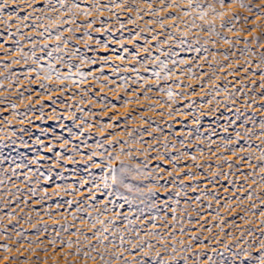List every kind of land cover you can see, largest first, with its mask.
<instances>
[{
	"label": "snow or ice",
	"instance_id": "6c2138e0",
	"mask_svg": "<svg viewBox=\"0 0 264 264\" xmlns=\"http://www.w3.org/2000/svg\"><path fill=\"white\" fill-rule=\"evenodd\" d=\"M9 8L11 11H7ZM117 8L120 12L130 14L124 22H121L120 12L114 11ZM105 11L119 23L121 36L124 35L123 30L126 24L137 25V21L144 20L146 16L154 19L145 20L146 26L143 28L137 26L129 29L131 35L126 40L116 39L114 30L106 26L94 27L98 22L105 24V21L101 19ZM132 13L135 14V18L132 17ZM161 13L164 15L161 16ZM93 16L96 19H92ZM80 17H83V22L80 21ZM258 20H264V0H0V25L3 26L0 28V69L7 73L3 75V80L19 84L23 78L28 82L29 86L23 91L17 88L21 100L26 98L25 92L29 94L28 98L35 93L37 101L42 96L48 97L47 105L40 104L39 119L44 118L45 106H58L61 103L66 109L75 108L82 113L81 117H77L75 111L71 113L72 119L74 121L79 119L80 124L77 125L78 132L70 130L69 132L75 139L80 140L84 137L81 143L91 149L89 152H83L77 145H72L70 149L68 145L72 143L71 140L56 137L62 142V149L56 150L55 145L50 142L46 148L51 155H42L39 160L33 159L31 163L37 165L36 172L29 169V173L25 174L21 181L30 193L29 198L22 200V203L24 207L35 211L38 217L40 211L33 208L30 203L38 194L37 189L31 186L32 176L44 177L46 187L41 189L43 195L35 200V204L44 209L49 219L53 216L49 210L51 205L47 209L44 206L48 200L52 199L49 191L53 190V187L63 188L64 195L73 196L72 200L55 203L57 214L64 215V212L59 211L64 209L74 222L71 225L60 224L59 229H53L55 236L48 241V244L51 247L52 256L56 258V264L60 260L69 264L67 260L69 256L92 260L97 264H189L190 259L193 264H264V194L255 195L258 190L264 193V120L259 122V132H257L254 128L244 127V123L253 125L257 123L252 117H247L240 125L244 128L243 132L236 131L234 137L225 144L219 145L225 151H230L233 159L229 161L224 155H218L216 158L222 163L213 164L211 161L197 162L205 155V147L216 155L210 143L201 147L199 144L192 143L191 133L177 139L178 133L171 131L169 135L172 136V140H170L169 136L163 135L164 130L157 121L144 115L145 112H156L158 116H163L164 113L158 111L155 104L167 107L170 118L177 114L193 115L191 111L185 113L181 108H173L176 97L179 96L183 100L185 95L184 92H174L173 88L191 89V95H196V88L190 84H184L181 77L187 73V78L201 80V76L207 73L201 70V73L197 75L192 67L182 66L188 65L190 61L197 58L207 61L208 55H201V53H208L213 57L221 55L225 61H229L230 57H236L237 60L244 58L243 63L227 75H238L243 71L244 79L247 80L249 75L252 77L253 87L248 91L253 95L245 97L244 106L264 115V31H261L262 26L257 24ZM166 21L172 23L166 24ZM216 21L220 22L219 27ZM152 24L158 25L161 31L157 32L154 27H148ZM249 25L256 26L249 27ZM13 27L15 32L12 31ZM26 29L28 31H25ZM257 31H261V34L253 35ZM93 32L108 38L97 39L93 36ZM145 33H153V35L149 39L147 35H144ZM201 33H204L208 39H204ZM225 33H231L235 39H229ZM244 36L249 38L245 39ZM50 42H55L54 46L50 47ZM253 42H255L256 51L251 48ZM218 43L227 45V49L220 52L216 49ZM127 44L132 45V51H129ZM239 44H243L244 47L238 48ZM80 45H83V49ZM112 45H118V47H112ZM209 45L213 49L211 52ZM26 46L28 51H25ZM173 48L179 51L174 53ZM181 52L189 54L194 52L196 57L189 55L188 60L177 59ZM102 53H111L114 60L129 63L131 66L113 65L108 55H102ZM141 53L144 55L142 56ZM128 57L131 59L129 60ZM74 60L77 62L74 63ZM256 60L259 62L254 63ZM13 64L21 65L24 71H12ZM58 66H62L67 71H62ZM229 66V64L220 65L219 70L224 71ZM105 67L112 68L110 74L105 73ZM141 69L144 74L141 73ZM215 71L213 69L214 73ZM121 72L133 75L121 76ZM152 77L155 78L154 83L150 82ZM3 80H0V89L7 91ZM37 81H39L38 84ZM90 81L91 87H87ZM161 82H164L166 86L162 87ZM197 87L203 91L204 82L201 81ZM73 88L77 91L73 92ZM100 89H108L111 92L123 89L124 93L132 98L125 99L123 96H117L116 102L113 103L99 91ZM257 89H259L258 94H256ZM214 90L217 94L221 91L227 92V88ZM150 92H155L157 96L164 95L166 99H156L147 108L141 105L138 117L137 110L133 109L131 113L120 118L125 124L139 118L147 126L146 128L141 130L137 127L131 131L127 128L123 129L127 132L126 139H115L117 134L109 132L102 139L97 140L94 147L87 143L93 138V134L89 132L85 137V129L97 127L99 132L104 133L105 129L119 128L120 121H112V117L108 116L107 121L86 123L84 117L89 115L95 117L99 113L92 112L91 108L86 112L81 105L99 103L105 111L110 108H127L131 104L139 105L142 99L151 101L152 97L148 95ZM55 93H71V95H61L52 99ZM229 96L231 103H236V100L232 98L235 93H229ZM77 97H79L78 101ZM256 102L260 103L258 109L255 107ZM3 103L4 101L0 100V104ZM216 104L219 105L220 101L217 100ZM187 107L191 110L193 104L189 103ZM11 108L13 115L23 117L19 123L28 120L27 111L17 112L14 103ZM6 110L0 109V113ZM31 110L30 107L28 111ZM53 111H57V107H53ZM28 122L32 123L31 120ZM194 123L198 124L199 121L194 120ZM235 123L236 121H229L230 125ZM0 124L10 129L4 134V139L0 140V147L15 146L17 140L21 141V147H29L23 135L11 140V145L4 143L9 136H16L17 131L25 133L26 130L24 128L12 130V125L2 114H0ZM167 127L170 130L172 125L168 124ZM4 128H0V133H4ZM227 130L225 128L226 132ZM27 131L30 133L31 130ZM253 138L258 140L259 144H254ZM36 139L43 144L39 137ZM199 139L197 136V140ZM189 145L199 153V156L188 150ZM231 145L234 147L230 148ZM69 151L73 154L65 155ZM76 156L83 159L86 165L85 171L91 179H80L74 182L69 191L68 186L55 183L54 175H59L57 168H63L66 172L68 169L65 164L79 163ZM184 157H187L191 164L185 162ZM7 159L8 157L0 156V164ZM41 160L50 161L49 169L53 175L45 177L44 173L39 171ZM126 160L129 162L126 163ZM12 163L15 167L8 170L10 175L6 176L5 170L0 168V190L7 185L8 180H12L13 177L20 178L18 169L27 167L15 160H12ZM225 165L229 169L228 172L223 170ZM244 165H247L250 170H243ZM93 169L98 170L99 176L93 175ZM212 169L215 171H211ZM236 173L243 176V182L238 184L237 180L230 179ZM34 183L39 185V178ZM89 183L91 187H86ZM249 184L255 187H249ZM233 187L235 191L232 190ZM212 188L216 191L209 197L208 192ZM221 190L232 192V198L225 196L222 203L218 198ZM240 192L245 195H238L237 193ZM77 194H80L81 199H75ZM4 195L16 197L17 199L9 200L7 203L16 205L20 211H24L18 203L21 189L9 190ZM53 195L63 200L59 191H53ZM205 199L215 201L217 205L215 216L220 222L213 224V227H219L220 233L235 241L231 245L219 239V234L211 235L213 229L206 227L209 221L205 220V215L212 214L213 204L211 202L207 205L203 204ZM245 200L252 203L250 207L244 209V212L261 217L259 226L255 225L254 221L247 220L246 216L238 211ZM257 200L259 205L256 203ZM236 201L239 203L233 207ZM182 202L184 207H180ZM98 203L102 206L97 207ZM173 203L177 207H172ZM74 204L76 207L73 209ZM221 207L236 215L225 222L220 216ZM178 210L184 213L183 219L177 215ZM14 212L15 208L6 213L9 220L15 218ZM189 212L195 215H189ZM109 213H111L110 217ZM161 213H163L162 218ZM28 219L31 220V216H28ZM169 220L174 224L169 225ZM185 220L194 226L199 225L201 233L206 231L210 235L202 238L201 235L191 234L194 229H185ZM238 220H243L245 225L251 224L253 227L245 228L240 232L239 237L232 232H225L226 224L241 228V225L237 223ZM157 221L160 223L158 224ZM201 221L204 223L202 224ZM77 223L87 225L89 231L86 232L83 228L77 227ZM161 227L166 231H159ZM176 227L179 228V235L187 237V240L176 238L174 231ZM257 228L261 233L259 236L256 235ZM7 231L4 229L0 234L11 240L12 237L7 235ZM40 231L46 234L48 227L45 225L43 229H37L38 238ZM61 233H68L76 239H58ZM16 235L23 237L24 233L16 231ZM153 240L156 242L153 243ZM31 243L29 241V244ZM221 244L222 249L219 247ZM81 246L86 250L82 251ZM65 249L68 251L65 252ZM19 251V247L12 248L8 244L0 243V264H17V258L7 254ZM42 251L45 255L49 254V248H44ZM20 264H27L26 259L20 261ZM44 264L48 262L44 261Z\"/></svg>",
	"mask_w": 264,
	"mask_h": 264
},
{
	"label": "rangeland",
	"instance_id": "374dc122",
	"mask_svg": "<svg viewBox=\"0 0 264 264\" xmlns=\"http://www.w3.org/2000/svg\"><path fill=\"white\" fill-rule=\"evenodd\" d=\"M7 11H11V9L9 8ZM132 17L135 18V14L132 13ZM81 22H83V17L79 18ZM92 19H96L95 16L92 17ZM101 19L105 21V24H101V23H97L96 25H94V27L98 28L99 26L102 27H108L111 30L115 31V38L116 39H127L130 36V31L129 29H133L136 28L137 26H139L140 28L145 27V25L143 23H138L137 25H133L131 28H126L123 30L124 35L121 36V30H120V25L116 22L115 18L113 16H106L104 13L101 16ZM123 20V19H121ZM257 24L261 25V31H264V20H258ZM256 25H249V27H255ZM3 26L0 25V28H2ZM148 27H153L152 25L148 26ZM239 27V26H238ZM13 32H15V27H13L12 29ZM25 31H28L27 29ZM261 31H257L255 33H253V35H260ZM153 33H145L144 35H147L149 37V39L151 38V35ZM229 39H235V37L231 34V33H225ZM67 35V34H66ZM93 36L97 39H107L108 37H104L102 36L100 33L97 32H93ZM243 36V33H242ZM245 39H248L249 37L244 36ZM142 43V42H141ZM155 42H153L154 44ZM55 42H50V47L54 46ZM81 48L83 49V45H80ZM113 46V45H112ZM129 49L132 50V45L131 44H127L126 45ZM95 47V46H94ZM227 45H224L222 43H218L216 45V49L219 50L220 52H223L227 49ZM238 48H243L244 45L243 44H239L237 45ZM251 48L253 51H256V46H255V42H253V44L251 45ZM25 51H28L27 46L25 47ZM211 52V51H210ZM39 54V53H38ZM90 55H94V53H90ZM209 59L213 60V62L215 63V68L217 71H215L214 73V80L217 78V76H219L217 80L223 81V77H225V72L227 69H225L224 71H220V65H224L227 64V62L229 61H233L236 57H230L229 61H225L223 59V56L218 55V56H211L209 55ZM130 60V59H129ZM218 62V63H217ZM259 61L256 60V63H258ZM129 64V63H128ZM12 71H24L23 67L19 64H13L12 65ZM7 74L5 72V70L0 69V80H3V75ZM13 80H15V77H13ZM4 83V88L8 89L7 91H4L3 89H0V100H3L4 103L0 104V109H7L6 111H3L2 114L4 117L7 118V120L10 122V124L12 125V130H18L20 128H24L26 130L25 133H20L19 131L16 132V136H9L8 140H5L4 143L11 145V140L16 139L17 137L23 135L24 140L28 142L29 147H21V141L17 140V143L15 146H9V147H0V156H4V157H8V159L3 163L0 164V168L5 170V175H10V172L8 171L10 168H14L15 164L12 163V160H15L17 163H20L21 165H27V167H22L20 169H18V173H20V178L16 179L15 177H13L12 180H8L7 181V185L0 190V233H3L4 229H7V235L11 236L12 239L8 240L5 238V236L3 234H0V243H5L8 244L9 247L12 248H20L19 252H13V253H9L7 255L9 256H14L17 258V264H20V261H23L26 259L27 264H44V261H47L48 264H56V258H54L51 254V247L48 244V241L50 239H52L55 236V232L53 231V229H59L60 224H73V220L72 217L67 215V212L64 209H60L59 211L64 212V215H58L57 214V209L55 208V203L59 202V203H63L64 200H72L73 196L71 195H64L63 193V188L61 189H55L53 187V190L49 191V195L52 196L51 200H48L47 203L45 204L44 208L47 209L49 205H51V208L49 209L52 213L53 216L51 219L48 218L47 215H45L44 209H41V207L37 204H35V200L39 199V197L41 195H43L41 189L46 187V185L44 184V177H37V176H32L31 180L33 181V183L31 184L32 187H35L37 189V196L33 197L32 200L30 201V203H32V207L37 209V211H40V216L38 217L36 215L35 211H32L29 208L24 207L22 200L24 199H28L30 196V193L28 192V189L25 187V184L22 183L21 181L24 179V175L29 173V169H31L32 172H36L37 169V165L32 164L31 161L33 159H37L39 160L40 157L42 155H51L47 152V148L46 146L51 142L55 145V149L56 150H61L63 145L62 142L58 139H56V137H63V139L65 140H71L72 143L68 145V147L71 149L72 145H77L83 152H89L91 151V149L86 148L84 144L81 143V140L84 139V137H81L80 140L75 139L72 135H70V132H78V128L77 125L80 124V120H73L71 113L72 112H76V116L77 117H81L83 116L82 113L78 112L75 110V108L73 109H66L64 107V105L61 103L58 106H54L57 107V114L52 115V114H48V108H50L51 106H45L43 108V114H44V118L43 119H39L38 117H40L41 112H40V104H48V97L47 96H42L40 97V99L37 101L36 98V94L32 93L31 97H29V94L27 92H25V99L21 100L18 96L17 93V88H19L20 91H23L25 87H28V82L23 80V78H21V81L19 84H15V83H11L7 80H3ZM37 84L39 83V81L36 82ZM51 86V85H50ZM32 87H35V85H32ZM253 85L251 84L250 88H252ZM250 88H247L250 89ZM73 92H75V89H72ZM101 92V91H100ZM103 95L107 96L109 101L115 103L116 102V97L117 96H123L125 99H129L130 96H128L127 94L124 93V91H117L115 94H110V93H103L101 92ZM232 93H235V96L232 97L237 101V97L239 95V91H233ZM249 94L253 95L252 92L248 91ZM259 93V89L256 90V94ZM61 95H71V93H67V94H61V93H55L52 97V99H56V97H59ZM99 99V98H98ZM79 100V97H77V101ZM33 101H36V103H33ZM68 103H73L72 101H67ZM16 105V111L17 112H25L27 111L28 114V120H31V124H29L28 120H25L24 123H19V120L23 119L22 116H15L13 115V110L11 108L12 104ZM257 104H260L259 102H257ZM32 108L31 111H28L29 108ZM81 107L85 108V111L87 112L89 108H91L92 112H96L99 113V115L97 116H86L84 117L86 123H96L97 121H107V117L111 116L112 117V121H120V127L119 128H113V129H105L104 133H101L97 130V127H93L92 129L88 130L85 129V137L88 135L89 132H91L93 134V138L88 140L87 143L90 145H93V147L95 146V143L97 140L102 139L105 135H107L109 132H114L117 135L115 136V139H126L127 138V132L123 131V129L127 128L129 131H131L132 129H135L137 127H139L141 130H143L144 128H146L147 126L144 125L142 123V121H139L140 119L137 118L135 119L134 122L129 121L127 124H125L120 118L124 117L125 115L129 114L132 112L133 109H136V115L137 117L139 116V109L140 108H134L133 106H128L127 108L124 107H118V108H110L109 110L105 111L104 108L102 107V105H100L99 103L97 104H88V105H81ZM256 107V106H255ZM257 107H260L257 106ZM240 109V118H241V123L244 122L246 120L247 117H252L253 120L257 121V123L255 125H253L252 123H244V127L247 128H254L257 132H259V122L261 120H264V115H262L259 111L254 112L251 108L245 107V110H243L242 108ZM219 110V109H218ZM221 110V109H220ZM219 110V111H220ZM221 112H219L218 117L219 120L217 118H214V123H216L217 121H221V119L223 118ZM146 117H151L152 120H155L158 122V124L160 125L161 128H163V135H167L169 136V139L172 140V136L169 135V132L172 131V129H175L176 127H172L170 130H167L166 125H165V121L163 120L162 116H158V115H150L147 114L145 115ZM37 117V118H34ZM241 123L237 124V128L235 130H228L227 132H223L222 134H214V138L217 140L216 142H214V146L211 145L212 148L215 149V153L216 155H213L212 152L208 151L207 148L205 147V155L203 157H200V159L197 161L198 163H208L209 161H211L213 164H220L222 163L221 161H219L216 157L218 155H224L229 161H231L233 159V157L230 155V151H225L224 148L219 147V145H223L225 144L226 141L230 140L232 137L235 136V132L236 131H241L243 132L244 128L241 127ZM185 124L184 121H179L178 125H177V129H179V127L183 126ZM66 126V127H65ZM83 127V126H81ZM155 127V126H154ZM0 128H4V125L0 124ZM28 129H30V133H28ZM204 128H200L195 131H185L183 133H181L179 130L175 133H178L177 139L183 138L185 136H187L188 134H192L190 136V139L192 141L193 144H199L201 147L205 146V142L202 140L201 135L202 133H206L203 132ZM10 131V129L4 128V133H0V140L4 139V134L8 133ZM174 132V131H173ZM156 135H160V133H155ZM197 136H199V140H197ZM37 137L40 138V140L43 141V144H40L37 141ZM175 142V141H173ZM253 143L254 144H259L258 140H255V138H253ZM179 147V145H177ZM137 147H139L137 145ZM231 147H234V145H231ZM188 150L192 152V154L194 155H198L199 153H197L191 145L188 146ZM161 151H163V149H161ZM73 153L71 151L65 153V155H72ZM259 153H257L258 155ZM121 159H124V157H121ZM142 159V158H141ZM76 160L79 161V163L77 164H65V167L68 169L66 172L64 171L63 168H57V172L59 173V175H54V181L56 184H60L62 186H68L69 191H71V188L74 184V182L79 181L80 179H83L84 176H89L88 172L85 171V163L83 161V159L80 156H76ZM184 161L191 164V161L188 160L187 157H184ZM126 163H128L129 161H125ZM49 163L50 161L48 160H41L40 161V167H39V171L44 173V176H48V175H53L52 171L49 169ZM239 163V162H238ZM183 166V165H181ZM225 172H228L229 169L227 168V166H224L223 169ZM243 170H250L247 168L246 165H244ZM207 171V170H206ZM211 171H215V169H212ZM233 172L235 171L234 169L232 170ZM93 175L94 176H99V172L97 169H93L92 170ZM63 176L64 178L61 179L60 177ZM39 178V185L35 184L34 181ZM87 179V178H86ZM88 179H91L90 177ZM230 179H235L237 180L238 184L240 182H243L244 178L243 176H240L238 173H236L235 175H233L232 177H230ZM203 187V185H201ZM249 187H255L254 185H250ZM17 188L21 189V196H20V200L18 201V203H20V207L24 208V211H20V208H17L16 205L13 204H8L7 201L9 200H15L17 199L16 197L13 196H6L4 195V193L8 192L9 190L11 191H15ZM233 191H235V187H233L232 189ZM53 191H59L61 196H63V200H60L57 196L53 195ZM216 189L212 188L211 191L208 192V196L210 197L212 195L213 192H215ZM240 196H244L245 193L240 192L237 193ZM264 193H262L261 190H258L255 195L256 196H260ZM227 196L229 198H232V192H224V191H220L219 194V199L221 200L222 203H224V197ZM77 200V199H76ZM209 202H211L213 204V211L211 215H205V220L209 221V223H207L206 227H211L212 233L211 235L216 236L218 235V238L221 240L226 241L227 243H229L230 245L232 243H234L235 241H233L230 237L224 235L223 233H220V229L219 227H213V224H218L220 221L218 220V218L215 216V209L217 208V205L215 203V201H209L208 199L203 200V204L207 205ZM237 202V203H236ZM234 202V204L232 205L233 207H236V205L239 203L238 201ZM251 201H244V204L238 208V211L241 214H244L246 216V219L249 221H254L255 225L259 226L260 224V219L261 217L258 216H252L250 214H247L246 212H244V209L246 207H250L251 205ZM256 203L259 205V201L257 200ZM102 204L98 203L97 207H101ZM76 207V205H73V209ZM172 207H177L175 205V203L172 204ZM180 207H184L183 202L181 203ZM193 207H196V205H193ZM15 208V212L13 213L14 215V219L9 220L8 216L6 215L7 212H11L13 211V209ZM118 210V209H117ZM220 211V216L223 217L224 221L227 222L231 217L235 216L236 213H229L227 211L226 208L221 207L219 209ZM93 215H95V213H92ZM189 215H195V213L189 212ZM177 215L181 216V218H184V213L180 212L178 210ZM28 216H31V220L28 219ZM108 216H111V213L108 214ZM163 217V213H161V218ZM107 218V217H105ZM157 223L159 224L160 221H157ZM169 225L174 224L173 221L169 220L168 221ZM201 223L203 224L204 221H201ZM237 223H239L241 225V228H235L232 224H226L225 227V232H232L233 235L239 237L240 232L243 231L245 228H252L253 225L249 224V225H245L243 220H238ZM48 227V232L45 234L43 231L39 232V238L37 236V229H43L44 226ZM137 225L139 226V222H137ZM77 227H81L83 228L86 232L89 231L88 226L87 225H81V224H76ZM99 227V225H98ZM184 227L185 229H194V231L191 234H197V235H201L202 238L203 237H207L210 234L208 232H203L201 233L199 231V225H192L187 223V221H184ZM75 230V229H72ZM16 231H21L24 233L23 237H17L16 235ZM159 231H166V229H164L163 227H161L159 229ZM175 233H176V238L177 239H185L187 240V237H181L179 235V228L176 227L174 229ZM261 233L259 232L258 228L256 229V235L259 236ZM245 236L247 237V232H245ZM65 239V240H75L76 237L71 236L68 233H61V236L58 237V239ZM82 239V238H81ZM145 239H149L148 237H145ZM249 239H251L249 237ZM17 241H19V243H17ZM29 241H31L32 243L29 244ZM95 241H93L94 243ZM156 241L153 240V243H155ZM170 243V241H169ZM213 247H215V245H212ZM158 247H160V245H158ZM221 249L223 247V245L221 244L219 246ZM44 248H49V254L45 255V253L42 251V249ZM82 251H85L86 249L81 246ZM197 251H199L200 249H196ZM68 250L65 249V252H67ZM169 251H171V249H169ZM69 264H97V262L92 261V260H84V259H79V258H75V257H71L69 256L67 258ZM58 264H65V261L60 260L58 261ZM189 264H193V261L190 259L189 260Z\"/></svg>",
	"mask_w": 264,
	"mask_h": 264
},
{
	"label": "bare ground",
	"instance_id": "6f19581e",
	"mask_svg": "<svg viewBox=\"0 0 264 264\" xmlns=\"http://www.w3.org/2000/svg\"><path fill=\"white\" fill-rule=\"evenodd\" d=\"M141 7H143V5H141ZM115 12H120V9H114ZM106 16L110 17L112 16L109 12L105 11L103 12ZM130 15L129 13H124V12H120V18L123 19L121 20V22H124L126 20V17ZM132 15V14H131ZM161 16L164 15V13L160 14ZM154 19L153 17L150 16H146L144 18V20H138V23H143L145 25V20H152ZM172 23L171 21H166V24H170ZM197 23H200L199 21H197ZM217 23V27H219V21H216ZM119 24V23H118ZM133 25L132 24H126V28H131ZM146 26V25H145ZM150 26V25H148ZM152 26L156 29L157 32L161 31V29L159 28L158 25L152 24ZM98 28H103L102 26H99ZM131 35V34H130ZM153 35V34H152ZM151 35V36H152ZM204 39H208V37L204 34L201 33L200 34ZM161 39H163V37H161ZM155 44V43H154ZM112 47H118V45H113ZM209 50L212 51V47L211 45L208 46ZM129 51H132L131 49H129ZM174 53L178 52L179 49L173 48L172 50ZM108 55L109 60L112 62L113 65H119L120 67H130L131 64H128L126 62H121L119 60H114L113 55L111 53H102ZM141 55L143 56L144 54L141 53ZM189 55H191L192 57H196V53H187V52H181L180 55L177 57V59H185L188 60L189 59ZM201 55H208V53H201ZM128 59H131L130 57H128ZM161 59H164L163 57H161ZM243 59L241 58L240 60H237L236 58L233 61H229L227 62V64H229L230 66L227 68L226 72H225V77H223V81L217 80L219 78V76H217V78L214 80V72L213 69L216 70L215 63L213 62V60L209 59L208 56V60L205 61L203 59H194L192 61H190V63L186 66H182V67H192L193 71L197 73V75H199L201 73V70L204 73H207V75L201 76V80H193V79H189L188 74L185 73L184 76L181 77V79L183 80L184 84H190L193 87L196 88V95L192 96L191 95V89H184V88H173L174 92H184V98L183 100L180 99L179 96L176 97L175 103L173 104V108H181L185 113L191 111L193 113V115H188V116H184V115H175L173 118H170L168 113H169V109L167 107H162L160 104H155V107L158 111L163 112L164 115L162 116L163 120L165 121V125L167 130H169V128L167 127L168 124H171L172 127H176L175 129H172V133H175V131L177 132L178 130L183 133L185 131H195L200 128H204L203 132L206 133H202L201 138L202 140L208 144L210 143L212 146H214V142H216L217 140L214 138V134H222L225 131V128H227L228 130H235L237 128V124L241 123V118H240V109L242 108L243 110H245V106H244V101H245V97L246 96H251V94L248 93L247 88H250L251 86V80L252 77L249 75V78L246 80L244 79V72L241 71L238 75H227L228 72L233 71V69H235L236 67H238L240 64L243 63ZM74 63H76L77 61H73ZM256 63V61L254 62ZM211 65V67L209 66ZM61 67L62 71H67V69H64L62 66H58ZM112 71L111 67H105V73L106 74H110ZM217 71V70H216ZM141 73H143V69H141ZM121 76H129L131 77L133 74L132 73H124L121 72L120 73ZM115 79V77H113ZM175 78H173L174 80ZM201 81L204 82V90L201 91L199 87H197V85H199L201 83ZM150 82H155V78L152 77L150 78ZM101 83H104L103 81H101ZM161 86L165 87V83L161 82ZM87 87H91V81L90 83L87 85ZM113 87H115L113 85ZM133 87H135V85H133ZM223 88H227V92H219V94H217V91H215L214 89H223ZM77 91L76 88H73ZM237 89H240L241 91H239V95L237 97V103H231V98L229 96V93H232L233 91H236ZM99 91L103 92V93H110V94H115L117 91H123V89H117L116 92H111L108 91V89H100ZM149 96L152 97L151 101H146V100H141L140 104H131L129 106H133L134 108H140L141 105L144 106V108H147V106L149 104L154 103V101L156 99H160V100H165L166 97L164 95H160L157 96L155 92H150L148 93ZM132 97H130L129 99H131ZM219 100L220 104L217 105L216 101ZM207 101H211V103H207ZM189 103L193 104L192 109L190 110L187 105ZM201 105H203V107H201ZM260 104H257V102L255 103L256 108L258 109ZM53 107L51 106L50 108H48V114H52L55 115L57 114V111H53ZM220 111H219V110ZM219 112H221L222 115V119L221 121H217L216 123H214V118H217L219 120L218 114ZM157 115L156 112H145L144 115ZM220 115V116H221ZM237 117H239V119H237ZM37 118V117H34ZM194 120H198L199 123H194ZM236 121L235 124L230 125L229 121ZM141 121V120H139ZM179 121H184L186 125V127L183 125L181 127H179V129H177V125ZM227 130V131H228ZM174 131V132H173ZM210 138V139H209ZM223 148V147H222ZM214 149V148H213ZM247 166V165H246ZM88 179L89 176H84L83 179ZM86 187H91V183L87 184ZM93 191H97L96 189H93ZM97 196L99 197V192H97ZM75 199L79 200L81 199L80 194H77ZM237 203V202H236Z\"/></svg>",
	"mask_w": 264,
	"mask_h": 264
}]
</instances>
